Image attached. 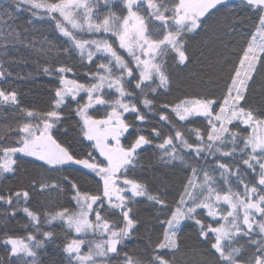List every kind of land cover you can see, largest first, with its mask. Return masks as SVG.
<instances>
[{
  "label": "snow or ice",
  "instance_id": "6c2138e0",
  "mask_svg": "<svg viewBox=\"0 0 264 264\" xmlns=\"http://www.w3.org/2000/svg\"><path fill=\"white\" fill-rule=\"evenodd\" d=\"M101 3L108 8L104 14ZM114 3L121 6L118 11L112 9ZM12 4V11L0 12V38L24 44L27 29L18 31L8 21L27 11L29 25L34 20L54 24L69 44L64 54H78L82 64L100 62L95 71L84 73L83 82L68 77L76 76L71 66L45 64L43 73L56 81L47 110L24 107L16 89L0 87V111L7 121L11 110L15 121L6 123L0 134V177L16 176L19 160L42 173L15 190H0L5 217L22 211L28 220L24 227L32 229L26 236L0 235L7 264H41L40 251L55 239L54 232L42 230V223L57 222L66 238L58 246L62 259L53 258L51 264H264V0ZM218 12L226 34L239 38L214 53L215 70L224 73L222 91L160 101L172 82L166 58L177 68L198 62L196 51L189 54L186 37L199 34L208 16ZM253 18V30L244 31L245 20ZM233 43L239 47L232 48ZM43 44L47 48L37 51L45 55L56 48L47 40ZM18 62L0 58V81L12 75L5 64ZM69 104L74 108L65 116ZM101 108L102 115L92 114ZM73 116L78 118L75 146L71 138L61 139L68 129L60 133L59 127ZM156 117L148 130L149 120ZM197 120L202 127L192 126ZM149 149L159 154L160 168L169 170L155 188L147 177L134 175L137 169L154 172L139 159ZM171 176L180 187L178 199L169 203ZM79 177L94 182L95 191L81 187ZM52 193L67 197L69 206L61 203L43 213L29 206L33 196ZM142 202L154 210L162 229L155 240L149 235L143 255L125 250L140 227L135 205ZM186 227L196 237L192 246L181 236Z\"/></svg>",
  "mask_w": 264,
  "mask_h": 264
},
{
  "label": "trees",
  "instance_id": "16d2710c",
  "mask_svg": "<svg viewBox=\"0 0 264 264\" xmlns=\"http://www.w3.org/2000/svg\"><path fill=\"white\" fill-rule=\"evenodd\" d=\"M12 0H0V12L5 10H13ZM113 10H119L121 7L118 3L111 5ZM101 14L108 11V8L100 4L99 8ZM237 15H246L237 12ZM30 19V14L27 11H22L17 14V18L13 21H8V23L20 31L27 29V40L24 44L13 41H6L0 38V58L5 60L19 61L18 63L5 64V67L12 73L7 80L0 81V87L5 89H16L19 93L21 105L28 108L47 110L51 104V96L53 95L52 90L56 86V81L52 76L46 75L42 71V67L45 64L49 67L55 68L61 64L71 66L75 69L76 76L74 77L72 73L68 74L71 78H81L83 82L84 73L96 70V63L100 61L97 60L96 63L84 64L81 63L78 54L66 55L63 53L62 49L69 47V44L65 42L66 38L61 37L59 33L55 30L54 24L47 21L34 20L33 24L29 25L27 21ZM7 20V17H5ZM253 19H246L242 25L244 31H251ZM238 37H230L226 34L223 28V15L222 12L215 13L208 16L207 20L204 22L199 34L192 36L190 39L186 37L188 43V51L191 55L192 52L196 51L198 55V62L189 64L187 68H177L171 58L167 59V70L171 76V88L166 96L159 97L160 101H173L175 102L178 98H184L185 96H191L193 94H206L212 92L215 95H219L223 89V75L224 73H219L215 70V55L216 51L221 49V45L228 43L230 40H238ZM50 41L56 46V48L45 55L44 52L37 51L42 46L47 48V44H43V41ZM32 42V45L25 47V44ZM6 45V47H5ZM232 48H238L237 43L231 44ZM203 50L204 55L199 56V51ZM204 74L203 80L199 77ZM22 77V78H18ZM193 77H196L193 79ZM261 77L257 76V82ZM255 87V85H254ZM257 100L259 97L256 98ZM142 107V105H141ZM158 107V105H157ZM74 108L73 104H69L65 109V116ZM103 113V108L93 111L94 116L99 117ZM13 113L8 110L7 117L5 120V113L0 111V134L6 127V123L15 121L11 120ZM127 115V114H126ZM151 116V114H149ZM77 117H72L67 119L60 127V133H63L65 129H68V136H61V139L67 140L71 138L74 146L78 143V138L76 135L75 124ZM128 119L134 120V117L129 116ZM158 117L155 119H150L146 125L147 129L150 130L151 125L155 124ZM180 126L179 124L177 125ZM194 127H202L201 121L197 120ZM188 127V126H185ZM167 132V129H165ZM58 133V135L60 134ZM12 141L9 140L10 144ZM86 151L87 149H82ZM158 153H153L152 149L147 152H143L140 155V163L145 167L151 165L154 172H142L137 169L134 174L140 177H147L150 187L159 186V178L162 177L166 171L160 168L157 163ZM31 159V158H25ZM19 167L17 168L16 176L11 179H4L0 177V190L7 191L8 188H13L29 183L33 178H41V170L34 168L31 164L25 162V160H19ZM202 163V162H201ZM170 174V173H169ZM47 176H57L58 173H46ZM179 177H183L185 174L183 172H178ZM155 177L156 179H153ZM90 179V178H89ZM172 183L169 184V196L168 201L172 203L175 199H178V189L180 185L176 182V176H171ZM79 183L81 187L86 190L95 191L94 182H86L83 177H79ZM63 203L65 206H69L67 203V197H60L56 193L45 194L42 196H33L30 203V207L39 210L43 213L44 210L48 208L55 207ZM136 215L141 220L140 227L136 232L133 233L130 240L125 243V250L129 252H135L143 255L147 250L148 237L151 235L152 239L155 240L158 233H162V229L158 227L157 221L153 218L154 210L148 208L147 203L142 202L135 205ZM190 223V222H189ZM28 224V220L22 211H18L14 217H5L4 207H0V235L4 233H10L16 236H26L27 232L32 230L29 226L26 229L24 226ZM42 230H48L55 233V239L49 241L45 248L40 251V261L41 264H51L53 258L58 261L62 259L63 253L59 250L58 246L62 247L65 241V229L57 222L52 226H48L42 223ZM182 239L186 246H192L196 243V237L194 231L191 227H186L181 234ZM68 239L71 236L67 237ZM91 239V237H89ZM87 251V248L84 249ZM0 260H3L7 264L8 257L2 244H0ZM66 264V262H65ZM112 264H116L115 261Z\"/></svg>",
  "mask_w": 264,
  "mask_h": 264
},
{
  "label": "rangeland",
  "instance_id": "374dc122",
  "mask_svg": "<svg viewBox=\"0 0 264 264\" xmlns=\"http://www.w3.org/2000/svg\"><path fill=\"white\" fill-rule=\"evenodd\" d=\"M102 5H104L103 3H101Z\"/></svg>",
  "mask_w": 264,
  "mask_h": 264
}]
</instances>
